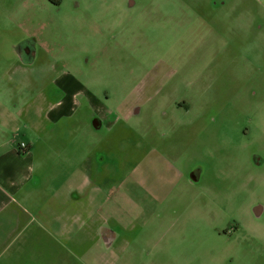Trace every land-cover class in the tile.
<instances>
[{
	"label": "rangeland",
	"instance_id": "1",
	"mask_svg": "<svg viewBox=\"0 0 264 264\" xmlns=\"http://www.w3.org/2000/svg\"><path fill=\"white\" fill-rule=\"evenodd\" d=\"M53 1L0 0V64L28 69L30 97L39 80L53 104L61 97L55 82L69 75L82 86L79 97L88 91L110 110L125 101L130 116L110 125L111 153L121 129L176 126L184 101L199 95L205 126L217 127L204 136L216 156L185 200L181 224L195 230L192 241L137 264H264L262 41L247 45L210 3L188 13L181 0ZM219 110L232 116L210 115ZM113 249L108 256L100 243L60 241L51 264H118Z\"/></svg>",
	"mask_w": 264,
	"mask_h": 264
},
{
	"label": "crops",
	"instance_id": "2",
	"mask_svg": "<svg viewBox=\"0 0 264 264\" xmlns=\"http://www.w3.org/2000/svg\"><path fill=\"white\" fill-rule=\"evenodd\" d=\"M181 1L188 13L210 3L218 21L230 23L247 45L258 47L260 39L264 48V0ZM6 61L0 64V264L54 263L60 241L100 243L108 256L116 248L118 264H137L141 256L155 262L169 245L192 241L195 230L181 224L185 200L217 150L206 148L204 136L217 127L205 126L204 97L184 101L176 126L121 129L111 153L110 125L130 116L125 101L110 110L88 91L79 97L82 86L66 75L54 84L61 97L47 105L44 84L37 80L30 97L28 69ZM164 138L170 142L161 144Z\"/></svg>",
	"mask_w": 264,
	"mask_h": 264
},
{
	"label": "built area",
	"instance_id": "3",
	"mask_svg": "<svg viewBox=\"0 0 264 264\" xmlns=\"http://www.w3.org/2000/svg\"><path fill=\"white\" fill-rule=\"evenodd\" d=\"M18 149L20 152H25L26 150V145L24 143H20L19 146H18Z\"/></svg>",
	"mask_w": 264,
	"mask_h": 264
}]
</instances>
